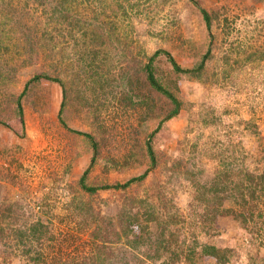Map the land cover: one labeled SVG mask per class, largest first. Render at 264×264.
Here are the masks:
<instances>
[{"label": "rangeland", "instance_id": "obj_1", "mask_svg": "<svg viewBox=\"0 0 264 264\" xmlns=\"http://www.w3.org/2000/svg\"><path fill=\"white\" fill-rule=\"evenodd\" d=\"M11 3L24 9L29 27L6 26L3 37L10 48L0 55V264H34L30 258L38 253L44 255L38 264H68L72 256L97 252L92 240L100 231L111 232L120 254L126 236L115 233L122 232L120 215L128 210L171 242L168 251L157 250L156 242L140 243L135 252L142 264H163L173 250L179 259L168 264H217L200 253L186 259L196 241L199 249L202 243L236 248L228 264H264V220L258 215L264 197L259 205L242 206L236 196L225 197L216 221L200 219L206 211L215 215L210 211L217 210L219 194L232 193V183L241 182L248 169L262 170L264 0ZM87 4L94 6L87 11ZM2 8L0 1V28L11 4ZM201 8L210 15V28ZM23 29L36 41L16 46L13 38ZM87 33L99 35L92 43L106 64L83 82L63 65L87 57ZM158 49L169 50L184 69L197 67L206 55L198 75L177 72L164 53L154 59L156 77L180 101L175 114L172 99L147 79L145 65ZM69 72L78 88L70 92L72 82L67 91L64 125L58 117ZM47 73L64 86L44 77L32 81L30 93L21 97L23 124L20 94L34 75ZM79 83H87L86 96ZM75 130L90 132L96 148ZM85 170L87 184L107 187L88 192L81 184ZM145 171L144 179L115 186ZM212 184L223 191L214 193ZM234 207L250 219L247 229L231 212ZM90 209L86 226L84 212ZM39 222L45 227L29 234L28 245L18 241L14 229ZM134 228L139 232L141 226ZM28 248L30 255L23 253Z\"/></svg>", "mask_w": 264, "mask_h": 264}, {"label": "trees", "instance_id": "obj_2", "mask_svg": "<svg viewBox=\"0 0 264 264\" xmlns=\"http://www.w3.org/2000/svg\"><path fill=\"white\" fill-rule=\"evenodd\" d=\"M2 5H3V10H5L7 8L8 5L11 4V10L8 12L9 13V18H7L6 20H3L2 23H4L5 27L0 28V55H2V50L6 49L8 50L10 47L8 45H5L6 42V37H3V34L6 35V31L9 30L10 28L8 27H13V26H18V30H20L21 28H27L29 27V25L24 23V14L23 11L24 9H22L21 6L19 5H14L11 3L14 2V0H0ZM69 0H60L62 6L67 3ZM75 1V0H73ZM16 2V1H15ZM79 2V1H78ZM83 2V1H82ZM80 2V3H82ZM90 4H87V11H89V9L94 6H90ZM136 4L131 3L130 6L132 8L136 7ZM68 6H65V8H67ZM96 7V6H95ZM123 12L122 14L124 16H128L129 12L126 10V8H123ZM205 21L207 23V26L210 28V15L208 14L207 10H205L204 8H201ZM111 21V20H110ZM113 26L114 23L113 21L110 22ZM15 24V25H13ZM12 25V26H11ZM21 36L17 37V38H13V43H15V45H19L21 42H33L36 40H33V33L30 29H27L25 31V29H23L22 31H20ZM96 34H94L93 37L89 38V35L87 33V57H82L81 59L79 58L78 61L76 63H67L64 62L65 65H63V67L67 68L70 70V67L74 68L71 72H76V75L78 77H80V79L85 82V79L87 80L88 77L93 76L96 74L97 71V67H99L101 65V63H105L106 64V56L104 57H100L99 56V52L96 49H99V47L94 46V44L96 43V41H98L99 35L97 38H95ZM10 37V36H8ZM94 38L97 39L95 41V43H92V40L94 41ZM85 44V43H84ZM47 44H42V42L40 43L41 48L44 46L46 47ZM113 49H115V47H113ZM101 51V50H100ZM21 53L20 50H17V54ZM165 54L167 57V61L170 63V65H172V67L177 71V72H188L191 73L193 75H198L200 73V70L203 67V61L206 57V55L203 56L202 60L200 61V63L198 64L197 67L195 68H191V69H184L181 67V65L178 63V61L175 59V57L173 56V54L167 50V49H158L156 50L155 54H153V56H151L149 58L148 63H146L145 68L147 70V79L150 82V84L158 91L162 92L163 94H165L167 97H169L170 99H172V102L175 104V108L173 110V114H175L180 106V101L179 99L176 97V95L169 90L168 88H166V86H164L156 77L153 67V61L156 58V56L160 55V54ZM90 57V58H89ZM71 72H69V75L71 77V81H70V86H65V88H62L63 91V100L61 102V106H60V113H59V120L62 121V123L65 125L67 124V120L66 117L64 115L65 109H66V96H67V91H69L72 82L74 83L73 86L71 87V91L73 92L74 90L72 89H76L78 88V82L77 80L74 82ZM44 77L46 79H50L53 81H57L59 82L61 85H63V80L60 77H50V75L47 73L44 76L43 75H34L31 79H29L26 84H25V88L22 91V93L20 94V97L18 99V113L20 115V120L21 122L24 124V105L21 102V97L23 95H28L30 93V88H29V84L32 81H40V79ZM84 77V79L82 78ZM80 85H82L81 83H79ZM87 83H85L83 86V89H81L82 91H84L86 88ZM64 86V85H63ZM49 91L50 93H52V87H49ZM85 96H86V90H85ZM1 119V118H0ZM2 121V120H0ZM162 124V122H161ZM158 127H160V125ZM159 129V128H158ZM157 131V130H156ZM74 132L80 134L81 136H85L88 141H90L91 143H93L92 145L94 146V148H96V143L94 142V137L90 132H86V131H82V130H75ZM155 133L151 132V135H153ZM148 151L149 154L151 155V159L152 162L155 161V156H154V150L151 146V144H148ZM259 155L260 156H264V145L261 147V149L259 150ZM94 159V156H93ZM264 159V157H263ZM262 169V170H261ZM257 170V169H256ZM259 172L255 171V170H251L248 169L244 178L239 177L241 179L240 181L237 182H233L232 183V193L230 194H219L220 199L218 201V208L217 210H212L210 212L215 213V215L213 216H208L210 215L209 211H206L205 213L207 215L200 217V219L202 221H204L205 219L208 220H212V221H216L217 220V216L219 214L218 210H220L221 205L224 201L225 197H230V196H236L235 198L242 204H240V206L242 205H259L258 202L260 201V199L264 197V162H263V166L262 168H259ZM89 170H85L83 176L81 177V184L82 186L90 193H96L101 187H107V186H98V185H91V184H87L86 180V176L88 174ZM147 171L143 172L142 174H140L139 176H134L130 179H128V181H126L125 183L122 184H116L115 186L117 187H121V186H128L130 183L136 181V180H141L144 179L147 176ZM224 177H226V179H229V173L228 172H223ZM220 178H222L220 176ZM223 179V178H222ZM249 182V184H247ZM212 188L214 189V193L223 191L220 190L218 188V186H216V184H212L211 185ZM259 187V188H258ZM258 188V189H256ZM236 192H233V191ZM223 193V192H222ZM215 194L214 196L211 197V201H213L215 199ZM235 202H237L234 199ZM208 209V208H207ZM222 210V209H221ZM223 211V210H222ZM259 213V217L262 218L264 220V210L260 211L258 210ZM131 212V213H130ZM231 212L235 215V217H237L240 221V223L243 224L244 228H248L249 224L248 221L250 220L248 218V216L246 215V213H244L243 211L236 209L235 207L232 208ZM91 213V209L88 211L84 212V221H83V225L89 224L88 218L89 215ZM138 213L137 212H132L130 210H128V212H124L122 211V214L120 215V217H123L121 219H123V227H122V232L120 233H115L118 238H122V236H126L125 242L123 244L124 247V252H121L120 254H117L116 248L113 246V244L115 243V240H112L109 238V235H111L110 231H100V232H96L94 234V238L92 240V242L95 244V246L97 247V252L93 253L89 256L87 255H78L76 256H72V261L68 262V264H116L117 262L119 264H142V261L139 257L136 258L137 253L136 248H138L140 243H144L147 240V244L149 245H153L155 244V242L157 243L156 245V249L157 250H164V251H168L170 249H172L171 246V242H168L167 239H165L164 237H161L163 233L162 230L158 231V229L152 230L151 225L148 223L146 226H144V224H140V222L138 221L137 218ZM148 215V214H147ZM208 216V217H207ZM220 216V215H219ZM218 216V217H219ZM214 217V218H213ZM149 221H151V219L153 218H149L147 216V218ZM128 221V222H127ZM140 225H138V224ZM161 223V222H160ZM216 224V223H215ZM241 224V225H242ZM161 225L165 226L164 224L161 223ZM40 226L45 227V225L43 224V222H39V223H33L30 226H28V228H22L19 227L17 230L14 229V233L17 237L18 235V241H21L23 243H25L26 245L29 244L28 240H29V234L32 236H35L36 233L38 231H41ZM134 226H136L137 228L139 226H141V228H139V232L135 230ZM214 227V226H213ZM27 229V230H24ZM207 229H210V226H207ZM141 231V232H140ZM144 232H146V234H144ZM40 236V235H39ZM37 237V239H41V237ZM152 237L154 239H152ZM110 239V240H109ZM155 240V241H154ZM43 245V243H42ZM199 245V241H196L195 244L189 245V253L186 256V259L190 262L191 260H193L196 256V254L200 253L199 258H203L205 256H210V257H215L217 260V264H228L230 262V258H232V256L234 257V253H235V249L236 248H232L230 246H225V247H220L217 246L216 244H210V243H202V248L199 249L198 248ZM119 248V247H118ZM32 251V248H28L25 249L23 251V253H25L26 255H30ZM116 251V253H115ZM172 251V250H171ZM174 253V254H173ZM172 255H175V257H172ZM172 255L163 260L162 263L163 264H168V263H173L175 262L177 259H179V253L176 252V250L172 252ZM160 254H156L157 259H159ZM172 257V258H171ZM30 259L33 260V263H42L43 259H44V255L42 253H38L35 256L31 257ZM134 261V262H133ZM29 264V263H28Z\"/></svg>", "mask_w": 264, "mask_h": 264}]
</instances>
